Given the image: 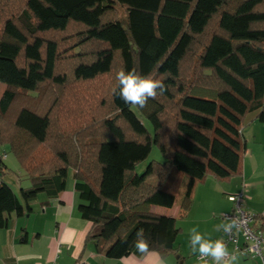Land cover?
Here are the masks:
<instances>
[{
    "label": "trees",
    "instance_id": "1",
    "mask_svg": "<svg viewBox=\"0 0 264 264\" xmlns=\"http://www.w3.org/2000/svg\"><path fill=\"white\" fill-rule=\"evenodd\" d=\"M133 69L166 86L143 108L113 93L116 73ZM106 77L89 105L84 89L96 95ZM0 82V146L31 183L17 195L0 181V229L38 195L56 198L73 170L87 241L108 258L141 254L143 229L149 251L165 256L195 184L241 174L243 122L253 113L264 123V0H0ZM79 112L92 121L73 130ZM151 144L164 161L137 174ZM183 176L179 217L153 212L173 206Z\"/></svg>",
    "mask_w": 264,
    "mask_h": 264
},
{
    "label": "crops",
    "instance_id": "2",
    "mask_svg": "<svg viewBox=\"0 0 264 264\" xmlns=\"http://www.w3.org/2000/svg\"><path fill=\"white\" fill-rule=\"evenodd\" d=\"M251 117L250 120L254 118V114ZM256 162L262 167L261 170H264V138L260 140L257 136L252 135L250 143H246L241 174L224 181L217 180L212 176L216 180L215 182L221 184L216 185L215 189L213 187V190L208 185L211 175H208L204 181L195 184L192 205L186 214L187 218L192 213L195 216L199 213V209L204 207L205 197L217 200L221 205L220 210L214 214L215 218H211L210 214H207L196 220L197 225L200 224L198 221L209 224L204 233H201L206 239L213 241L220 239L222 224L218 215L230 210L231 203L228 201L227 195L237 192L242 184L245 185L247 193L246 209L256 214L264 211L262 209L264 203L248 200V193L253 196V190L258 183L256 179L259 168L256 166ZM3 164L6 166L4 162ZM259 179L258 181L264 182V177ZM221 188H224L222 195L218 190ZM260 197L264 198V193ZM78 203L79 200L74 191L73 170H69L65 188L56 198L47 199L43 194H40L31 202L32 211L30 213L21 216L10 215L7 225L0 229V264H74L78 261H83L86 264H205L197 259L199 253H194L191 245L187 247L184 244V239H179L183 234L181 233L182 229L176 238L174 250L165 256H160L155 251H149L150 254L130 253L117 259L108 258L103 252L96 249L92 241L86 240L91 222L80 216L77 210ZM154 206L160 210L165 208ZM178 209L177 216L179 217L180 205ZM153 212L173 216L162 211ZM177 216L173 217L178 218ZM218 228H220L219 231ZM185 238L190 243V233ZM207 264H215V262L209 259ZM232 264H261V261L257 257H239Z\"/></svg>",
    "mask_w": 264,
    "mask_h": 264
},
{
    "label": "rangeland",
    "instance_id": "3",
    "mask_svg": "<svg viewBox=\"0 0 264 264\" xmlns=\"http://www.w3.org/2000/svg\"><path fill=\"white\" fill-rule=\"evenodd\" d=\"M117 13L119 14V16L123 17L124 16V11L123 8L120 6H117ZM69 31L73 32L74 28H71ZM112 78L111 77H106L105 78V86L103 88H100L99 93H97L96 95L92 96V91L89 89H84L88 92V95L90 94L87 103L89 105H93L95 103H98L101 99V97L103 96L101 93H103L104 91H106L107 89V85L108 83H111ZM97 85V84H96ZM96 85L93 86L96 87ZM4 89V84L2 82H0V96L3 92ZM106 97V96H105ZM83 103L80 102V107H78V109L80 111H82V106ZM107 109V108H106ZM105 110L102 111H98L96 112L94 115L98 116L101 115L102 113H104ZM253 115V113H249L244 122H243V126H242V134L244 136L245 142L250 143L252 135L257 136L258 139L262 140V138H264V123H261L257 120H255L254 118L250 120V118H252L251 116ZM95 116V117H96ZM73 118H70V120H67V125L74 129L79 128L80 126L82 127L83 125H89L91 123L92 120H90V116H84L81 115V112H79L78 114H74L72 116ZM94 117V116H92ZM96 123V125H94L95 127H97L98 125V119H93ZM144 126L146 127V129L148 130V132L150 134H152V127L150 125V123L146 120H142ZM93 126V125H92ZM253 147V146H252ZM251 149V148H250ZM0 156L3 160V162L6 164L7 166V171L0 177V181L8 184L17 195H19V188H28L30 187L31 183L29 178L26 176L25 172L22 170L19 162L17 161L16 157L14 156V154L10 151L8 145H1L0 146ZM163 162L164 159L159 151V148L155 145V144H151V149L150 152L147 156V158H145L143 161L137 163L135 165V172L137 174H142V172L145 170L146 166L148 163L150 162ZM256 166L259 168L258 169V176H257V185L255 186L253 192L254 195L252 196V194L248 193V200H257L258 202L260 201L261 203H264V198H261L260 195L262 193H264V182L258 181L260 180V177H264L262 175H264V170H261L262 167H260L258 165V162H256ZM216 180H214V178H212V176H209V180H208V185L212 188L213 187L215 189V187H217L216 185H221L220 182H215ZM237 181V180H236ZM149 182L151 183H155L156 180L155 178H151L149 180ZM187 182V177L183 176L181 178V181L179 183L178 188L176 189V198H175V202L173 204V206L168 209V208H164L162 210H160V208H155L156 206L152 205V210L153 211H162L163 213H169L173 216H177L178 211H179V205L181 202V198L185 189V184ZM217 190V189H216ZM220 191V195H222V192L224 190V188L218 189ZM215 191V190H214ZM216 193V191H215ZM218 196V194H216ZM207 199V200H206ZM221 208L220 202L218 203V201H214L212 199H210L209 197H205L204 198V207L199 209V213L195 215H193V213L188 216L185 215L182 218H178L177 219V226L181 227L182 229V236L179 239H184V244L188 247L190 246V243H188V239L185 238L186 235L188 233H190L191 229L196 228L200 233H204V231L206 230L207 226H209V224H206L204 221H198L200 222L199 225L196 224V220L198 218H201V216H205L207 214H210L211 218H215L214 214H216ZM264 209V208H262ZM165 210V211H163ZM196 211V210H195ZM178 217V216H177Z\"/></svg>",
    "mask_w": 264,
    "mask_h": 264
},
{
    "label": "clouds",
    "instance_id": "4",
    "mask_svg": "<svg viewBox=\"0 0 264 264\" xmlns=\"http://www.w3.org/2000/svg\"><path fill=\"white\" fill-rule=\"evenodd\" d=\"M117 87L113 89L114 95L118 96L125 104L135 105L143 108L150 99H155L158 94L166 90V86L161 79L153 77L151 74L142 75L133 70H120L115 77ZM232 225L220 226L224 232H229ZM220 228L217 230L219 231ZM190 245L193 252H198L201 260L207 264L211 259L215 264H232L236 260L235 255H231L227 245L222 239L215 241L206 239L196 228L190 231ZM134 247L141 254L149 253V242L143 229L137 231Z\"/></svg>",
    "mask_w": 264,
    "mask_h": 264
},
{
    "label": "built area",
    "instance_id": "5",
    "mask_svg": "<svg viewBox=\"0 0 264 264\" xmlns=\"http://www.w3.org/2000/svg\"><path fill=\"white\" fill-rule=\"evenodd\" d=\"M227 199L231 203V208L218 215V219L222 225L232 227L229 232H224L221 228L220 239L225 242L229 253L235 255L236 259L257 257L261 264H264V211L256 214L246 209L247 193L244 184L237 192L228 194ZM197 259L204 262L199 255ZM74 264L86 263L78 261Z\"/></svg>",
    "mask_w": 264,
    "mask_h": 264
},
{
    "label": "water",
    "instance_id": "6",
    "mask_svg": "<svg viewBox=\"0 0 264 264\" xmlns=\"http://www.w3.org/2000/svg\"><path fill=\"white\" fill-rule=\"evenodd\" d=\"M0 176H1V173H0Z\"/></svg>",
    "mask_w": 264,
    "mask_h": 264
}]
</instances>
